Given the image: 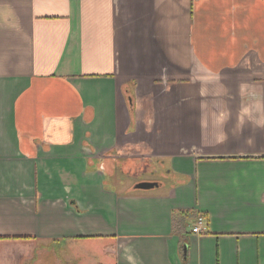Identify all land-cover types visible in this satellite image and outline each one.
<instances>
[{
	"label": "crops",
	"instance_id": "1",
	"mask_svg": "<svg viewBox=\"0 0 264 264\" xmlns=\"http://www.w3.org/2000/svg\"><path fill=\"white\" fill-rule=\"evenodd\" d=\"M0 264H264V0H0Z\"/></svg>",
	"mask_w": 264,
	"mask_h": 264
},
{
	"label": "water",
	"instance_id": "2",
	"mask_svg": "<svg viewBox=\"0 0 264 264\" xmlns=\"http://www.w3.org/2000/svg\"><path fill=\"white\" fill-rule=\"evenodd\" d=\"M159 184L157 182H140L136 185V188L138 189H151L155 186H158Z\"/></svg>",
	"mask_w": 264,
	"mask_h": 264
},
{
	"label": "built area",
	"instance_id": "3",
	"mask_svg": "<svg viewBox=\"0 0 264 264\" xmlns=\"http://www.w3.org/2000/svg\"><path fill=\"white\" fill-rule=\"evenodd\" d=\"M203 223H204L203 217H199L197 222H196V225L193 228V232L194 233H199L201 231Z\"/></svg>",
	"mask_w": 264,
	"mask_h": 264
}]
</instances>
